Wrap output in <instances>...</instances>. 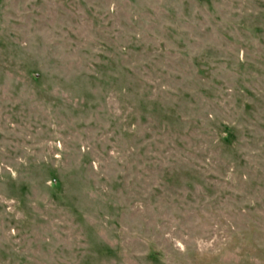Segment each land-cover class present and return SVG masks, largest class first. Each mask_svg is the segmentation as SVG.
<instances>
[{"label": "rangeland", "instance_id": "1", "mask_svg": "<svg viewBox=\"0 0 264 264\" xmlns=\"http://www.w3.org/2000/svg\"><path fill=\"white\" fill-rule=\"evenodd\" d=\"M0 264H264V0H0Z\"/></svg>", "mask_w": 264, "mask_h": 264}]
</instances>
